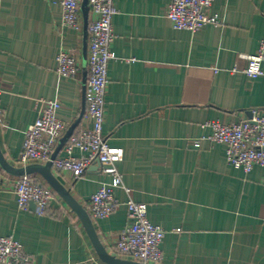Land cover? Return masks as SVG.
<instances>
[{
  "label": "crops",
  "instance_id": "1",
  "mask_svg": "<svg viewBox=\"0 0 264 264\" xmlns=\"http://www.w3.org/2000/svg\"><path fill=\"white\" fill-rule=\"evenodd\" d=\"M169 2L113 0L102 132L124 151L117 168L130 192L113 187L116 211L90 219L106 252L120 260L132 261L114 247L129 224L130 198L146 204L149 221L165 232L160 264H264V168L245 174L230 166L204 126L239 123L254 109L264 114V75L248 78L238 58L255 53L264 39V0H213L210 13L222 23L196 32L173 28ZM93 17L87 6V25ZM60 24L58 0H0V151L11 166L38 100L57 101L56 116L68 129L81 116L73 134L87 125V36ZM61 49L80 63L75 79L56 73ZM57 156H66L64 145ZM51 170L86 212L90 196L113 184L96 161L76 181ZM28 176L47 185L39 174ZM16 179L0 168V237L18 241L30 264H106L55 192L43 216L18 208Z\"/></svg>",
  "mask_w": 264,
  "mask_h": 264
},
{
  "label": "built area",
  "instance_id": "2",
  "mask_svg": "<svg viewBox=\"0 0 264 264\" xmlns=\"http://www.w3.org/2000/svg\"><path fill=\"white\" fill-rule=\"evenodd\" d=\"M82 0H58L61 7L62 28L80 32L82 26ZM213 0H170L166 16L174 29L196 32L205 25H220L216 14L210 13ZM87 5L94 17L87 25V57L85 61V87L87 125L78 133L72 134L64 144L66 156L52 159L58 142L68 130V126L56 116L60 107L54 100H38V115L24 134L20 154L15 160L17 168L31 164L51 163L52 169L67 171L73 180L80 179L85 171L97 162L100 171L112 178L111 186L102 185L93 193L87 205V213L93 220L109 217L119 204L115 199L113 187H121L125 193L130 190L123 184L117 164L124 158L122 148L111 147L102 132L105 94L108 86V65L113 59L110 45L114 39L112 17L115 13L113 0H87ZM246 61L242 72L250 79L264 75V39L259 42L253 54H238ZM80 63L70 52L61 49L57 56L56 73L60 77L75 79L80 73ZM232 71H237L234 68ZM250 117L239 123H221L207 121L211 142L225 148L227 163L241 169L245 174L255 166L264 168V114L254 109ZM3 112L0 108V117ZM78 150L81 156H73ZM12 189L20 209H27L31 203L38 216H43L55 197L53 189L40 184L28 175L16 177ZM129 224L121 231L115 243L118 255L142 264H160L162 252L160 245L164 230L152 224L147 215V205L136 203L128 198L125 203ZM31 256L13 237H0V264H30Z\"/></svg>",
  "mask_w": 264,
  "mask_h": 264
},
{
  "label": "water",
  "instance_id": "3",
  "mask_svg": "<svg viewBox=\"0 0 264 264\" xmlns=\"http://www.w3.org/2000/svg\"><path fill=\"white\" fill-rule=\"evenodd\" d=\"M87 0L81 1V13L84 18V25H83V32L84 35L87 36ZM81 120L78 118L77 122L71 126L59 141V144L52 155V159L57 156L59 149L66 143L68 138L73 134V130L75 125ZM0 168L4 170L6 173L20 177L24 175H31V174H39L50 186L53 191L66 203V205L76 214L79 218L81 224L83 225L92 245L94 246L99 258L106 264H142L134 261H126L120 260L113 256H110L106 250L104 249L103 245L101 244L96 231L94 229L92 220L90 219L88 213L85 209L71 196L69 190H67L53 175L52 173V165L50 162L40 165V164H31L23 168H17L11 166L4 158L2 152L0 151ZM29 206L35 208L34 204L31 203Z\"/></svg>",
  "mask_w": 264,
  "mask_h": 264
}]
</instances>
